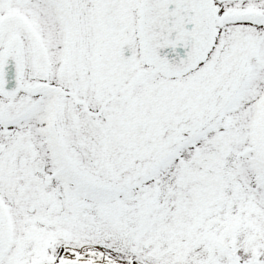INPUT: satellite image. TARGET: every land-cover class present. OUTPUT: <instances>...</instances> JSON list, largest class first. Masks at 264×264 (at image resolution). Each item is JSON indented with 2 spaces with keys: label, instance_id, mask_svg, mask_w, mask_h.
<instances>
[{
  "label": "snow or ice",
  "instance_id": "1",
  "mask_svg": "<svg viewBox=\"0 0 264 264\" xmlns=\"http://www.w3.org/2000/svg\"><path fill=\"white\" fill-rule=\"evenodd\" d=\"M0 264H264V0H0Z\"/></svg>",
  "mask_w": 264,
  "mask_h": 264
}]
</instances>
